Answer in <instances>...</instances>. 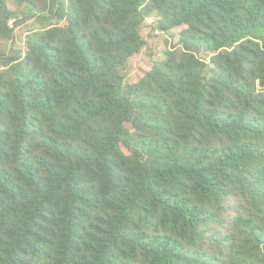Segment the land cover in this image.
<instances>
[{"label": "trees", "instance_id": "obj_1", "mask_svg": "<svg viewBox=\"0 0 264 264\" xmlns=\"http://www.w3.org/2000/svg\"><path fill=\"white\" fill-rule=\"evenodd\" d=\"M0 41V264H264V0H0Z\"/></svg>", "mask_w": 264, "mask_h": 264}, {"label": "rangeland", "instance_id": "obj_2", "mask_svg": "<svg viewBox=\"0 0 264 264\" xmlns=\"http://www.w3.org/2000/svg\"><path fill=\"white\" fill-rule=\"evenodd\" d=\"M9 8L16 11L19 19L25 16L24 8L15 6L14 3L9 2ZM147 25H149L147 23ZM40 28V24L36 23L35 20L27 19V22L19 25L15 29V36L17 37L16 43L12 45L15 49H22L24 35L28 32ZM178 30H173L172 33H177ZM141 35L145 40L146 44L143 51L133 57L125 71L121 73L123 76V84H132L139 80L145 72L149 70V65L151 61H156L161 59L162 53L167 48V43L172 44L171 36L164 35L152 30L150 27H145ZM6 42L0 41V47L4 48Z\"/></svg>", "mask_w": 264, "mask_h": 264}]
</instances>
